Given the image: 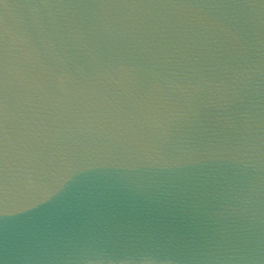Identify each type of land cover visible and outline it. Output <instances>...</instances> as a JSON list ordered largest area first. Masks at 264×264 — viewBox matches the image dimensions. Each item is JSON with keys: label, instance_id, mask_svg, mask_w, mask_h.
I'll return each instance as SVG.
<instances>
[{"label": "water", "instance_id": "obj_1", "mask_svg": "<svg viewBox=\"0 0 264 264\" xmlns=\"http://www.w3.org/2000/svg\"><path fill=\"white\" fill-rule=\"evenodd\" d=\"M154 95L195 114L157 137ZM247 143L252 164L232 158ZM25 157L47 192L16 180ZM0 184V264L89 247L264 264V0H0Z\"/></svg>", "mask_w": 264, "mask_h": 264}, {"label": "clouds", "instance_id": "obj_2", "mask_svg": "<svg viewBox=\"0 0 264 264\" xmlns=\"http://www.w3.org/2000/svg\"><path fill=\"white\" fill-rule=\"evenodd\" d=\"M259 71L257 68L249 67L242 69L236 74V79L232 84L226 85L223 89H217V93L227 95L233 87L250 81ZM119 76L123 77L128 73L123 67L118 69ZM181 91L188 97H194L202 91L200 85H190L182 88ZM150 114L148 116L149 125L153 134L157 137H167L170 133V125L177 124L182 120H188L190 116L195 114V106L193 104L171 105L165 107L154 95L149 105ZM163 109V111H160ZM149 158L159 159V155L151 152H145ZM191 154H185L187 158ZM257 155L256 145L247 143L241 147L234 149L232 158L238 160L242 164H252ZM179 159V158H177ZM22 168H18L23 172L22 176L16 177V180L23 186L24 190L34 189L39 192H47L48 186L38 182V178L31 173L33 160L25 157L21 161ZM5 169H7V161L5 160ZM6 178V176H5ZM9 188L6 184H0V193L7 195ZM77 264H185L184 261L169 254L167 251L153 247L127 248L121 251H111L103 248L89 247L83 249L77 256ZM211 264H255L251 254L244 255L239 249L231 250V254L223 256H215L210 258Z\"/></svg>", "mask_w": 264, "mask_h": 264}]
</instances>
